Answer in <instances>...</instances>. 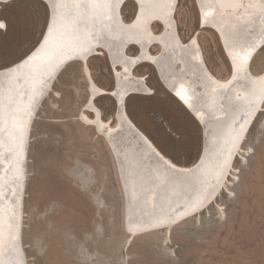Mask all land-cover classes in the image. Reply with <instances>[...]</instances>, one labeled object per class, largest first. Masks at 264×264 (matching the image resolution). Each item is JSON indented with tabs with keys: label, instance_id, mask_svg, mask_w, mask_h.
I'll return each instance as SVG.
<instances>
[{
	"label": "bare ground",
	"instance_id": "1",
	"mask_svg": "<svg viewBox=\"0 0 264 264\" xmlns=\"http://www.w3.org/2000/svg\"><path fill=\"white\" fill-rule=\"evenodd\" d=\"M21 1H38L47 14L35 46L0 68V264H23L18 237L26 146L40 104L70 63L79 64L87 83L88 96L77 119L101 135L117 162L126 232L134 236L167 230L206 209L225 187L247 131L264 109V67L258 73L251 71L254 58L264 48V0H196L198 26L216 34L229 67L226 78L216 76L207 67L196 36L187 42L181 40L175 20L178 0H0V9ZM127 1L139 6L136 18L128 22L122 15ZM240 24L249 30L236 40L230 28ZM154 25L163 29L155 33ZM6 30L7 22L0 19V31ZM153 47L158 51L152 53ZM131 48H136V54L128 53ZM168 54L175 58V65L186 63L188 68L176 74L167 71L164 58ZM95 56L106 58L115 81L116 89L112 88L111 94L119 107L115 109L114 125L111 119H102L94 104L108 93L91 77L88 62ZM146 64L153 68L159 84L201 128L200 153L189 166L178 165L160 153L125 112L130 96H148L152 92L145 78L134 72L137 66ZM195 82L202 87L195 88ZM219 88L231 103L215 113L225 115L212 131L209 128L213 120L208 116ZM119 129L124 131V137H134L136 141L115 144L110 137ZM209 145L214 151L212 156ZM128 148H132L136 162L126 176Z\"/></svg>",
	"mask_w": 264,
	"mask_h": 264
},
{
	"label": "rangeland",
	"instance_id": "2",
	"mask_svg": "<svg viewBox=\"0 0 264 264\" xmlns=\"http://www.w3.org/2000/svg\"><path fill=\"white\" fill-rule=\"evenodd\" d=\"M195 1L178 0L180 38L187 42L196 36L207 67L226 78L229 67L217 36L199 28ZM135 9L134 1L123 5L126 22ZM46 14L38 1L1 7L7 30L0 31V68L35 46ZM160 29L153 26L155 33ZM156 51L153 47L152 53ZM88 67L96 85L108 91L94 104L102 119L110 120L115 103L106 94L114 85L112 71L104 56L92 57ZM263 67L264 48L251 71ZM134 72L152 92L130 96L127 116L166 158L181 166L193 164L202 145L201 128L159 84L151 66L139 65ZM86 87L79 64L70 63L36 112L22 165L26 175L18 238L23 264H264V109L247 131L225 187L206 209L170 229L130 236L123 225L117 162L101 135L77 119ZM123 132L114 131L110 140L126 142Z\"/></svg>",
	"mask_w": 264,
	"mask_h": 264
},
{
	"label": "water",
	"instance_id": "3",
	"mask_svg": "<svg viewBox=\"0 0 264 264\" xmlns=\"http://www.w3.org/2000/svg\"><path fill=\"white\" fill-rule=\"evenodd\" d=\"M44 3H46V2H44ZM195 5H196V1H195ZM138 10H139V6L137 5L136 6V9H135V13H134V15H133V18L135 19L136 18V16H137V13H138ZM163 28H161V30H162ZM231 30V34L233 35V37H234V39H236V40H240L241 38H243L245 35V33H247V31L249 30V28L247 29V26H244L243 24H240L239 26H238V28H230ZM217 33V32H216ZM218 37L220 38V35H219V33H218ZM220 41H221V39H220ZM138 54H141V52H140V50L138 49ZM164 61H165V68H166V70L167 71H169L170 73H174V74H176L177 72H180V71H183V69L185 68V69H187L188 68V66H187V64L186 63H184V66L183 65H180L179 63L178 64H176L175 65V63H174V61H175V58H172L171 56H169V54H168V56L166 55L165 56V58H164ZM176 68H179V69H176ZM182 69V70H181ZM231 75H232V71H231ZM188 76V75H187ZM190 77L191 78H193L194 79V77H193V74H191L190 75ZM199 79V78H198ZM201 79H205V78H201ZM205 81V80H204ZM200 83V82H199ZM199 83H196L195 82V88H197V89H200L202 86H201V83L199 84ZM113 88H115L116 89V86L115 85H113ZM204 92V90L203 89H201L200 90V93H203ZM112 91H110L109 92V94L107 95V96H110L112 99H113V101H114V103H115V109H117L118 107H119V102L117 101V99L116 98H114L113 96H112ZM218 93H219V96L217 95V96H214V98H213V100H215L214 102H216V104H215V106H214V108H212V109H210V112H211V116H208V119L209 118H211V120H213V123H212V125L210 126V130H214L215 129V126H216V124H217V120L221 117V116H223V115H225L224 113L221 115V116H215V113H217L220 109L223 111L226 107H227V105H228V103L230 102L228 99H227V97H225V95H226V92L223 90V88H219L218 89ZM205 97V99H206V101H207V95H205L204 96ZM204 99V100H205ZM205 101V102H206ZM231 103V102H230ZM217 105V106H216ZM206 107V109H209L208 107H207V105L205 106ZM114 119H116V115L114 114L113 115V117L111 118V121L113 122V120ZM126 129H128V128H126ZM127 134H129L130 136H134V133L133 132H131L130 130H128L127 131ZM135 140V138L133 137L132 139H130V137L129 138H127L126 137V141L127 142H129V143H131L132 141L133 142H135L134 141ZM128 143V144H129ZM116 144V143H115ZM135 144V143H134ZM210 148V145L208 146V149ZM209 156H212L213 155V153H214V151L212 152L211 151V148L209 149ZM122 154V153H121ZM122 156H125L124 154H122ZM136 162V159H135V157L133 156V151H132V148H128V149H126V173L124 174V175H126L127 176V172L129 171V169H130V167L132 166V165H134V163ZM128 170V171H127ZM126 187H127V185H126Z\"/></svg>",
	"mask_w": 264,
	"mask_h": 264
},
{
	"label": "flooded vegetation",
	"instance_id": "4",
	"mask_svg": "<svg viewBox=\"0 0 264 264\" xmlns=\"http://www.w3.org/2000/svg\"><path fill=\"white\" fill-rule=\"evenodd\" d=\"M44 27V26H43ZM113 82H115L114 80H113ZM90 127V126H89ZM94 129V128H93ZM95 130V129H94Z\"/></svg>",
	"mask_w": 264,
	"mask_h": 264
}]
</instances>
